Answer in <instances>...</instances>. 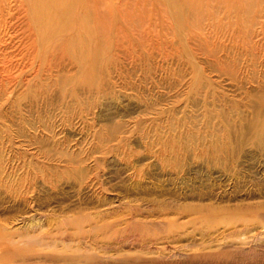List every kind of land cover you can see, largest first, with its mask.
Wrapping results in <instances>:
<instances>
[{
	"label": "rangeland",
	"instance_id": "rangeland-1",
	"mask_svg": "<svg viewBox=\"0 0 264 264\" xmlns=\"http://www.w3.org/2000/svg\"><path fill=\"white\" fill-rule=\"evenodd\" d=\"M0 264H264V0H0Z\"/></svg>",
	"mask_w": 264,
	"mask_h": 264
},
{
	"label": "bare ground",
	"instance_id": "bare-ground-1",
	"mask_svg": "<svg viewBox=\"0 0 264 264\" xmlns=\"http://www.w3.org/2000/svg\"><path fill=\"white\" fill-rule=\"evenodd\" d=\"M54 8V7H53Z\"/></svg>",
	"mask_w": 264,
	"mask_h": 264
}]
</instances>
